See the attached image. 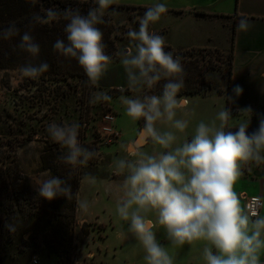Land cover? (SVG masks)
Listing matches in <instances>:
<instances>
[{
    "label": "clouds",
    "instance_id": "obj_1",
    "mask_svg": "<svg viewBox=\"0 0 264 264\" xmlns=\"http://www.w3.org/2000/svg\"><path fill=\"white\" fill-rule=\"evenodd\" d=\"M95 2L97 7L90 8L87 14H81L79 9H64L62 15L68 21L64 28L66 41L57 39L53 44L60 55L78 61L91 85L98 84L112 61L105 53L103 33L97 25L104 23V11L114 0ZM167 11L166 3L159 0L146 9L139 29L128 33L136 42L135 51L124 53L120 60L129 89L140 91L152 88L161 80L166 82L159 95L121 98L126 115L133 121H144L140 135L160 150L152 153L137 150L132 159L114 161L116 171L124 175L116 213L128 222V231L145 252L146 264H174L168 246L157 239L154 230L157 227L164 230L173 248L204 242L205 264H261L264 216L242 206L234 185L242 175L243 166L264 163V117L252 132L248 131L250 117L239 122L235 130H225L232 115L230 109L224 108L215 120H201L190 140L177 143L178 133H185L189 127L187 119L178 118L181 108L178 93L184 87V67L180 57L165 51V38L149 30L150 24L158 22ZM59 15L50 8L46 17L34 14L33 22L46 23ZM17 35L19 29L14 24L0 30L3 40ZM18 47L34 58L39 56L40 45L30 32L20 36ZM48 69V63L41 62L27 63L19 71L22 77L37 78ZM242 91L238 85L234 89L237 96ZM242 112L251 114V109ZM158 125L166 127L162 129ZM78 130L76 123H51L47 128L50 138L67 149L61 159L73 166L84 164L94 156V152L81 146ZM48 176L45 171L37 180L39 197L51 201L58 196L67 199L72 196L71 185L66 180L57 176L43 178ZM91 179L95 182L94 177ZM80 206L87 208V201H82ZM5 227L13 233L17 230L10 223Z\"/></svg>",
    "mask_w": 264,
    "mask_h": 264
},
{
    "label": "rangeland",
    "instance_id": "obj_2",
    "mask_svg": "<svg viewBox=\"0 0 264 264\" xmlns=\"http://www.w3.org/2000/svg\"><path fill=\"white\" fill-rule=\"evenodd\" d=\"M79 1L96 3L95 0ZM133 4L137 3H113V7L109 6L104 11V15L112 25V39L117 50L108 71L97 85H91L88 82L84 85L79 78L75 77L69 78L68 81H42L39 78L22 77L19 70L0 73V131L3 130L4 132L1 134H5L2 138L0 136V141L11 142L15 145L14 137L20 136V139H23L27 135L35 133V137L29 144L16 151V160L20 171L28 178L34 191L37 192L36 183L41 178L37 165L38 147L43 144L45 149L46 145H53L67 152L65 147L50 138L47 128L51 123L78 124V139L81 146L86 145L89 151L94 152V156L86 163L71 165L73 168L79 167V171H77L88 176V178L82 179L81 184L93 177L96 180L109 181L115 180L120 175L123 176L116 171L114 161L119 158L132 159L129 152H133V147L129 151H126V146L121 149V144H124L122 138L112 140L108 145L102 144L98 130L103 125V117L112 112L113 115L119 116L116 121L119 128L127 132L134 131L133 127H135L134 135H136L137 127L141 129L144 121L142 119L133 121L128 117L121 98L124 96L135 98L142 95H159L158 92H162L166 82L161 80L152 88L145 87L140 91L126 89L128 88L127 77L120 60L124 53L135 51L136 42L130 39L128 33L139 29L140 19L146 11V9L124 8L125 5ZM165 51H170L174 57H180L184 67V87L178 96L193 94V92L200 95L189 98L191 102L197 101L195 109H179L178 118L192 112L197 113L200 121L201 119L205 122L215 120L217 114L227 108L226 101L222 97L225 98L228 91L229 55L227 53L222 55L210 50L176 53L165 48ZM118 88H122L123 91ZM105 96L108 99H104ZM251 117L253 118L252 125L249 126V129L256 130L260 112H256ZM216 122L219 124L218 120ZM227 126L232 128L233 118L228 121ZM130 138L133 139V135ZM49 175L51 177L50 173ZM118 186L115 188V186L106 184L102 188L100 182H95L93 186L88 184L83 186L81 201H87L88 206L91 207L93 202L90 200H97L98 197V204L95 207L92 206V209L99 215L100 223L104 224H99L97 221L79 222L76 218L72 230V243L67 246L66 252L65 250L60 251L59 244L62 239H66L71 234L62 228L66 217L57 212L61 209L66 197L58 196L51 201L39 197V204L45 207V213L37 219L36 223L39 228H42L45 227L47 221H60L57 222L59 226L55 231L59 236L56 239L54 231L47 230L45 236L37 238L36 241H29L34 254L32 260L35 258L37 264H146L143 259L145 252L142 246L128 231V222L122 221L118 217L116 204L110 199L112 198L111 194L117 191ZM252 189L253 185L250 180L247 179L245 182L241 177L234 185L238 197L242 191L246 192L245 195L251 196ZM96 192H98L97 197L94 195ZM54 202L57 205L52 207ZM241 204L244 206V202L241 201ZM55 213L56 216H54ZM83 226L88 232L87 236L82 233ZM154 230L159 241L161 239L163 242H167L162 228L157 227ZM30 235L28 233L24 239H28ZM35 243H39V246H35ZM195 243L197 245L204 244V242ZM167 246L170 247L168 243ZM198 247L186 249V254L191 257L192 253H197L199 264H205L202 251L199 254L197 252L199 251ZM174 264L176 263L174 262ZM261 264H264V253H261Z\"/></svg>",
    "mask_w": 264,
    "mask_h": 264
},
{
    "label": "crops",
    "instance_id": "obj_3",
    "mask_svg": "<svg viewBox=\"0 0 264 264\" xmlns=\"http://www.w3.org/2000/svg\"><path fill=\"white\" fill-rule=\"evenodd\" d=\"M157 2L158 0H114L113 3H137L125 6L147 9ZM159 2L166 3L168 11L161 16L158 22L150 24L149 30L165 38V48L176 53L210 50L222 55L231 54L229 69L231 87L230 91L226 92L225 98L222 97L226 101L227 108L231 110L233 118V126L231 127L235 128L239 122L247 120L249 117V126H251L253 119L251 116L256 112H260L259 118L264 117V0H159ZM240 24H244L245 27H239ZM237 85L243 90L239 96L234 92ZM199 96L197 92L180 94L178 96L181 103L180 109L194 110L197 101L191 102L189 98ZM185 100L187 101L186 105L184 104ZM246 109H251V114L242 112ZM118 118L119 116H116V121ZM182 118L189 121V127L185 133H178L179 140L177 143H182L185 139L190 140L195 127L200 122L197 113H186L182 115ZM258 124L259 120L257 126ZM158 126L162 129L166 127L165 125ZM116 127L121 132L120 138L124 141L120 148L123 149L126 146V151H129L131 147L134 148L133 152H129L131 158L137 150H144L149 153L160 150L158 145H153L150 142H146L140 148L135 146L140 137L138 127L136 135H134L135 127H133L134 131L129 130L127 132L119 128L117 123ZM132 135L133 139L130 138ZM43 146V144L40 145L37 152L39 177H41V173L45 172L41 162V156L44 152ZM240 177L245 182L247 179L250 180L253 185L251 196L260 197L264 204V163L259 165L252 163L249 167V174L242 173ZM47 178H50V175L45 177V179ZM123 179L124 175H120L115 180L95 179V182H100L101 187L108 184L117 188L119 185L117 191H113L112 196L110 195L112 197L110 199L116 204L122 195ZM95 182L92 179H87L80 186L76 212V218L79 222L97 221L99 224H104L100 223L99 215L94 213L92 209V206L95 207L98 204V192L94 194L97 200H90L93 202L91 207L82 208L80 206L83 186L86 184L93 186ZM245 193L242 191L239 194L242 202H244L242 196ZM261 215L264 216V207ZM160 242L166 246L167 243L169 245L168 241L163 242L160 239ZM202 245L204 244L197 245L194 243L175 248L170 246L168 250L176 264H199L200 260L196 256L197 253H192L193 255L189 257L186 254V249H194V247L199 246V251H197L199 254L202 251Z\"/></svg>",
    "mask_w": 264,
    "mask_h": 264
},
{
    "label": "trees",
    "instance_id": "obj_4",
    "mask_svg": "<svg viewBox=\"0 0 264 264\" xmlns=\"http://www.w3.org/2000/svg\"><path fill=\"white\" fill-rule=\"evenodd\" d=\"M97 6L90 1L81 2L79 0H0V30H3L14 24L19 29V35L9 40L0 39V73L11 70H19L27 63L39 64L47 62L49 69L41 74L39 79L42 81H68L69 78H79L82 84H87V76L78 61L74 58H65L53 49V44L57 39H65V25L68 21L63 18L64 9H79L81 14H87L90 8ZM114 5L112 4L111 7ZM53 9L61 15L55 20L46 23L33 22V15L37 14L46 17V10ZM124 8L135 9V7L125 6ZM104 23L97 25L103 33V43L106 45L105 53L112 60L115 58L116 45L112 39L113 28L109 19L103 15ZM30 32L35 42L40 45V53L37 57L21 50L18 47L20 36L24 32ZM231 60V54L229 55ZM228 92L231 87V78L229 70ZM158 94H161L158 92ZM225 130H235V128L225 127ZM249 132L254 130L248 129ZM0 131L1 138L5 134ZM35 137L31 133L20 139V136L14 137L16 144L0 141V264H32L33 252L29 241L46 235L47 230L57 231V222L47 221L45 227L39 228L37 219L45 213V207L40 205L39 196L34 191L27 177H25L18 166L16 160V151L29 144ZM82 147L87 148L86 145ZM66 154L61 148L53 145H46L41 156L42 169L48 171L51 176H57L66 180L72 189V196L65 198L59 214L65 216L63 229L67 231L69 237L62 239L60 251L66 252L67 246L72 243V230L75 226L77 212V198L82 179L88 178L80 174L79 167H71L61 159ZM5 155V157H3ZM250 164V163H249ZM249 164L243 166L242 173L249 174ZM78 170V171H77ZM57 205L55 202L52 207ZM57 207V206H56ZM60 208V207H58ZM54 215V214H53ZM51 216V215H50ZM56 216V213L55 215ZM13 224L16 232H10L5 224ZM30 233L28 239L24 237ZM83 235L88 232L82 227ZM59 234L55 233V238ZM58 244V243H57ZM39 246V243H35ZM69 258V256H68Z\"/></svg>",
    "mask_w": 264,
    "mask_h": 264
},
{
    "label": "built area",
    "instance_id": "obj_5",
    "mask_svg": "<svg viewBox=\"0 0 264 264\" xmlns=\"http://www.w3.org/2000/svg\"><path fill=\"white\" fill-rule=\"evenodd\" d=\"M121 90L122 88H118ZM184 104H187V101H184ZM99 132V138L102 141V144L108 145L111 143L112 140L119 139L121 136V132L116 127V116L113 115L112 112L107 113L103 117V125L98 130ZM242 199L244 201V207L249 212L258 213L261 215L262 209L264 207L263 201L258 196H251L248 197L246 195L242 196ZM32 264H37L36 259L34 258L32 260Z\"/></svg>",
    "mask_w": 264,
    "mask_h": 264
},
{
    "label": "water",
    "instance_id": "obj_6",
    "mask_svg": "<svg viewBox=\"0 0 264 264\" xmlns=\"http://www.w3.org/2000/svg\"><path fill=\"white\" fill-rule=\"evenodd\" d=\"M146 143V141L144 140V138L140 135V137L138 138V140L135 143L136 147H142L144 144ZM134 148H132L133 150Z\"/></svg>",
    "mask_w": 264,
    "mask_h": 264
}]
</instances>
